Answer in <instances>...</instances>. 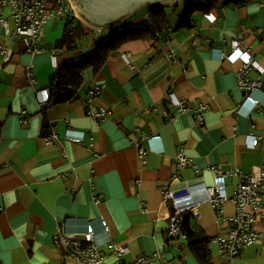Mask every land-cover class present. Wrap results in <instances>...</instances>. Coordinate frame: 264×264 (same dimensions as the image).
<instances>
[{
    "label": "crops",
    "instance_id": "0c3cea01",
    "mask_svg": "<svg viewBox=\"0 0 264 264\" xmlns=\"http://www.w3.org/2000/svg\"><path fill=\"white\" fill-rule=\"evenodd\" d=\"M203 2L162 6L169 27L158 39L125 42L101 69H85L77 100L46 111L42 91L57 71L93 56L96 40L108 38L112 27L142 24L149 8L103 28L76 17L91 33L74 50L56 47L64 18L49 19L37 54L27 51L30 37L11 39L0 27V264H81L56 241L60 233L84 239L89 224L104 257L97 264H118L115 247L125 245L121 264L140 256L199 264L186 236L168 234L166 194L203 179L212 184V169L219 168L232 198L237 171L251 173L264 161V138L248 146L249 133L264 135V112L246 101L238 76L244 61L231 56L239 45L255 62L247 75L261 80L254 95L264 109V0L221 1L184 20L186 6ZM96 87L102 92L92 102ZM101 108L106 117L92 115ZM180 153L189 166L179 167ZM193 214V227L210 239L213 263L223 264L213 238L226 234L236 203L228 199L220 211L204 200ZM233 264H264V247L252 245Z\"/></svg>",
    "mask_w": 264,
    "mask_h": 264
},
{
    "label": "built area",
    "instance_id": "2783aa9c",
    "mask_svg": "<svg viewBox=\"0 0 264 264\" xmlns=\"http://www.w3.org/2000/svg\"><path fill=\"white\" fill-rule=\"evenodd\" d=\"M5 9H9L11 13L8 16L0 15V27H3L6 36L11 39H16L20 35L30 37L31 42L27 51L31 54H37L43 50L41 38L50 18L73 20L79 17L70 0H0V13ZM11 22L14 25H11ZM240 50L241 47L236 45L231 54V56L239 54L244 61V66L238 71L240 87L245 91V99L251 105L252 110L264 112L260 100L254 95L262 82L261 80H251L247 75L255 62L246 52ZM222 57H226L225 53H222ZM28 76L32 83L36 82L32 70L28 71ZM101 92L102 87L91 90L92 102L100 96ZM42 93V102L46 103L50 97V90L45 89ZM178 105L180 109L184 108L183 102H179ZM201 109H205V106H202ZM91 113L96 118H104L108 115V110L101 108ZM252 127L255 128V124H252ZM143 135L146 136L144 133ZM150 138L157 139L159 136L152 135ZM262 138L264 135L249 133L248 146L258 147ZM74 141H79V139L75 138ZM144 155L145 149L141 148L140 156L144 157ZM179 162L180 168L192 163L182 153L179 154ZM212 174V184H207L203 179L189 185L181 192L166 194V198L172 202L171 225L168 234L170 237H185L182 230L184 215L187 213L194 215L193 212L202 201L208 200L222 211V203L230 199L236 203V214L232 217V224L225 235H217L213 240L219 245L221 257L224 259L223 264H233L234 258L252 245L260 243L264 247V161L251 173L237 171L239 183L232 198H229L226 191L225 177L227 173L219 168H213ZM103 225L108 237L110 229L105 220ZM83 238L74 234L60 233L56 242L62 244L68 254L81 264H97L102 261L104 257L96 243V232L92 224L87 226ZM114 251L118 258V264H121L124 261V256L129 252V248L126 245L116 246ZM155 259L154 257L140 256L127 264H156Z\"/></svg>",
    "mask_w": 264,
    "mask_h": 264
},
{
    "label": "trees",
    "instance_id": "16d2710c",
    "mask_svg": "<svg viewBox=\"0 0 264 264\" xmlns=\"http://www.w3.org/2000/svg\"><path fill=\"white\" fill-rule=\"evenodd\" d=\"M221 1L229 2V0H205L203 3L189 4L186 6L184 12V20L187 21L194 11H196L195 9L207 10ZM236 1L248 2L251 0ZM147 15V19L138 26H127L121 30L112 27L108 38L96 40V53L93 56L72 63L57 71L50 82V97L44 106V111L51 106L75 101L79 98V90L84 83L83 74L87 67L94 66L96 70H99L106 63L109 54L117 50L125 42L142 38L158 39L161 32L169 27L167 13L162 7L149 8ZM90 30L79 20H67L63 37L57 41L56 47L64 48L66 46L67 49L74 50L78 47L80 39L91 33ZM48 125V120H45L44 127L46 128ZM191 218L192 213L185 214L182 226L187 244L196 256L199 264H214L213 254L209 246L210 239L203 234L201 228L193 227Z\"/></svg>",
    "mask_w": 264,
    "mask_h": 264
},
{
    "label": "water",
    "instance_id": "95a60500",
    "mask_svg": "<svg viewBox=\"0 0 264 264\" xmlns=\"http://www.w3.org/2000/svg\"><path fill=\"white\" fill-rule=\"evenodd\" d=\"M184 0H70L79 17L88 25L103 28L117 23L142 8L178 5Z\"/></svg>",
    "mask_w": 264,
    "mask_h": 264
},
{
    "label": "rangeland",
    "instance_id": "374dc122",
    "mask_svg": "<svg viewBox=\"0 0 264 264\" xmlns=\"http://www.w3.org/2000/svg\"><path fill=\"white\" fill-rule=\"evenodd\" d=\"M148 16V15H147Z\"/></svg>",
    "mask_w": 264,
    "mask_h": 264
}]
</instances>
